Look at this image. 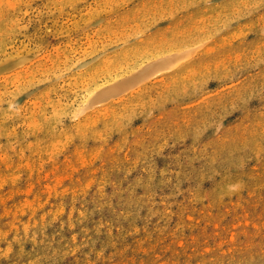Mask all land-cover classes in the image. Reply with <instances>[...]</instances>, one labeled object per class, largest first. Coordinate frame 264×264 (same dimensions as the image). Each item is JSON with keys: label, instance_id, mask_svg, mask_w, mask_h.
<instances>
[{"label": "rangeland", "instance_id": "374dc122", "mask_svg": "<svg viewBox=\"0 0 264 264\" xmlns=\"http://www.w3.org/2000/svg\"><path fill=\"white\" fill-rule=\"evenodd\" d=\"M0 264H264V0H0Z\"/></svg>", "mask_w": 264, "mask_h": 264}]
</instances>
